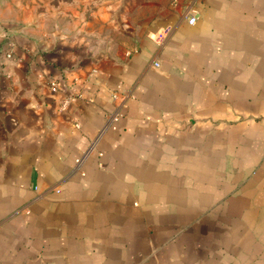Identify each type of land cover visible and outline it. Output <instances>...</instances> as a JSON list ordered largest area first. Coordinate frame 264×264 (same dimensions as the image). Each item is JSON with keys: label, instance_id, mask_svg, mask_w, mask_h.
I'll return each instance as SVG.
<instances>
[{"label": "crops", "instance_id": "crops-1", "mask_svg": "<svg viewBox=\"0 0 264 264\" xmlns=\"http://www.w3.org/2000/svg\"><path fill=\"white\" fill-rule=\"evenodd\" d=\"M23 1L0 0V264H264V0Z\"/></svg>", "mask_w": 264, "mask_h": 264}, {"label": "rangeland", "instance_id": "rangeland-1", "mask_svg": "<svg viewBox=\"0 0 264 264\" xmlns=\"http://www.w3.org/2000/svg\"><path fill=\"white\" fill-rule=\"evenodd\" d=\"M12 1V0H9ZM24 3H29L30 0H24ZM31 3V2H30ZM34 3L39 4V6H37L38 10L40 13L45 14L47 11L54 9L56 12L58 11H63V0H36ZM12 8L13 7V3H11ZM77 7V6H76ZM12 16L9 15L8 20H14V18H16L14 16V11L11 12ZM62 14V13H60ZM30 21L32 20V17L28 18ZM34 19H39L40 21H42V23L44 25H47V23H49L50 25H55L56 27H58V25H67L69 22L68 20H70V18H65V20L63 21V17H54V18H47V17H42V18H34ZM11 21V22H12Z\"/></svg>", "mask_w": 264, "mask_h": 264}, {"label": "built area", "instance_id": "built-area-1", "mask_svg": "<svg viewBox=\"0 0 264 264\" xmlns=\"http://www.w3.org/2000/svg\"><path fill=\"white\" fill-rule=\"evenodd\" d=\"M196 21V16L193 13H190L188 22L193 24ZM6 37V32L4 31H0V39L1 38H5ZM154 66H158V62H154ZM55 83H51V85H54ZM67 105V101H63L61 104V107H65ZM120 114L118 112H114L113 114H110L107 119L106 122L104 123L103 127L101 128V130L99 131V133L97 134V136L90 142L87 150L80 156L76 157L74 160V170H80V167L83 163V161L85 160V158L94 150L96 149L97 143L99 141V139L101 138V136L106 132L109 124L111 121L117 120L119 118ZM83 173V172H82Z\"/></svg>", "mask_w": 264, "mask_h": 264}]
</instances>
